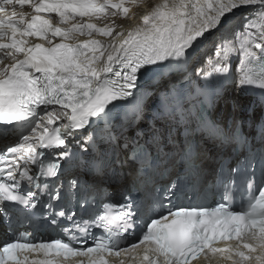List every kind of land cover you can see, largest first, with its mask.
<instances>
[{"label":"snow or ice","instance_id":"6c2138e0","mask_svg":"<svg viewBox=\"0 0 264 264\" xmlns=\"http://www.w3.org/2000/svg\"><path fill=\"white\" fill-rule=\"evenodd\" d=\"M138 3L0 0V138L15 136L0 149V228L56 233L26 228L0 264H264V102L241 113L209 87L236 57L238 90L264 93V0H162L127 31L95 22L135 19ZM236 148L215 206L176 203L206 156ZM160 165L172 171L149 187Z\"/></svg>","mask_w":264,"mask_h":264},{"label":"bare ground","instance_id":"6f19581e","mask_svg":"<svg viewBox=\"0 0 264 264\" xmlns=\"http://www.w3.org/2000/svg\"><path fill=\"white\" fill-rule=\"evenodd\" d=\"M162 0H139V3L137 5H133L132 6V15H134L135 19L132 20H128V19H123L120 16L117 17H109L106 20H100V21H95L96 23H98V25H103L106 23H114V25L116 26L117 30H121V28L124 31H127V29L132 26L133 24H135L138 20L140 15H142L143 13H146L149 11L150 7L152 5H156L161 3ZM81 38V37H78ZM87 37H83L81 40L86 39ZM95 38L97 39H101L103 40L105 43L109 42V38L106 37H100V36H96ZM210 48L211 45L209 44H205L203 47L200 48L199 50V55L201 57L204 58L205 61H207V59L209 58V55H211L212 53H210ZM207 54V55H206ZM5 63H8L7 61H5ZM232 65H233V70H234V82L232 84L229 83H224V89L227 92L228 95V99L229 100H234L236 102V104L239 106V111L245 112L246 111V106H255L257 107V109H259V102L257 101V99H253L250 96H247L245 90L240 91L238 90V85L235 83V81L238 79V74L236 72V68L238 67V59L236 57L232 58ZM233 114V110L230 104H225V103H221L219 105V112H218V117L222 120H226L229 117H231ZM13 141L14 137L13 136H9L7 133L4 134V138H0V148L5 146L7 144L8 141ZM209 158L208 156L205 157V161H207ZM208 164V168H210V164L207 162ZM126 168L129 170V174L132 175L133 174V169L134 166L132 164H128L126 165ZM2 228H0L1 231Z\"/></svg>","mask_w":264,"mask_h":264}]
</instances>
